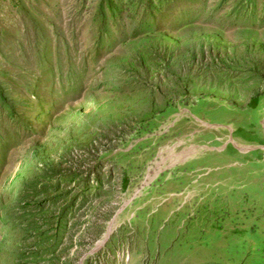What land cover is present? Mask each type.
Masks as SVG:
<instances>
[{
	"label": "rangeland",
	"instance_id": "rangeland-1",
	"mask_svg": "<svg viewBox=\"0 0 264 264\" xmlns=\"http://www.w3.org/2000/svg\"><path fill=\"white\" fill-rule=\"evenodd\" d=\"M0 264H264V0H0Z\"/></svg>",
	"mask_w": 264,
	"mask_h": 264
},
{
	"label": "built area",
	"instance_id": "built-area-1",
	"mask_svg": "<svg viewBox=\"0 0 264 264\" xmlns=\"http://www.w3.org/2000/svg\"><path fill=\"white\" fill-rule=\"evenodd\" d=\"M152 170H153L152 166H149L148 169H147V172H146V176H145L146 179L151 180V181H152V179H149V176H151V175H153L155 173L154 170H153V172H151Z\"/></svg>",
	"mask_w": 264,
	"mask_h": 264
},
{
	"label": "bare ground",
	"instance_id": "bare-ground-1",
	"mask_svg": "<svg viewBox=\"0 0 264 264\" xmlns=\"http://www.w3.org/2000/svg\"><path fill=\"white\" fill-rule=\"evenodd\" d=\"M194 116L197 117V118L199 119V117H198L197 115H194ZM203 123H205V122H203ZM230 130H231V132H232V131H233V127H230ZM229 138H230V139H229L230 141H232V142L235 143V140H234V138H233L232 135H231ZM235 144H236V143H235ZM153 169H154V168H153ZM155 173H156V172H155ZM155 173H154V174H155ZM154 174H153V175H154ZM153 175L149 176V179H153V178H155V177L157 176V174H156V175L152 178Z\"/></svg>",
	"mask_w": 264,
	"mask_h": 264
}]
</instances>
